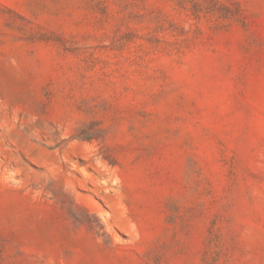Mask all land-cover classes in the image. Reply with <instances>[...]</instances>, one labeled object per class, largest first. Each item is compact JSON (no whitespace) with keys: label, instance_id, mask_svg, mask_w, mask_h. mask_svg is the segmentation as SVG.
Instances as JSON below:
<instances>
[{"label":"rangeland","instance_id":"1","mask_svg":"<svg viewBox=\"0 0 264 264\" xmlns=\"http://www.w3.org/2000/svg\"><path fill=\"white\" fill-rule=\"evenodd\" d=\"M0 264H264V0H0Z\"/></svg>","mask_w":264,"mask_h":264}]
</instances>
